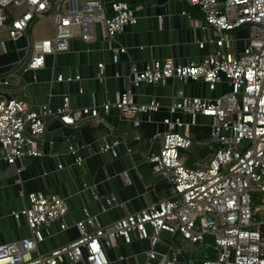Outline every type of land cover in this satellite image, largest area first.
Listing matches in <instances>:
<instances>
[{"label":"built area","instance_id":"obj_1","mask_svg":"<svg viewBox=\"0 0 264 264\" xmlns=\"http://www.w3.org/2000/svg\"><path fill=\"white\" fill-rule=\"evenodd\" d=\"M183 1L200 12L204 28L214 33L212 54L198 63L182 65L166 58L151 60L141 70L132 66L129 87L114 103L99 107L75 111L68 97L62 98L55 111L46 105L34 110L18 99L0 100V147L4 161L13 167L25 158L41 157L39 145L46 117L76 127L97 119L100 110L114 109L120 118L138 127V115L157 112L159 104H137L131 87L176 79L182 83L200 81L211 92L217 86L228 88V92L212 99L188 97L178 90L168 107L171 115H187L190 126L196 125L199 116L210 119L209 142L215 150L209 163L186 166L179 158V151H188L192 145L183 131L185 125L178 119H164L166 131L158 136V149L148 153L146 161L153 175L170 183L167 198L111 225L96 227L91 233L85 227L94 226V221L84 210L78 239L49 253L34 255L45 239L43 228L51 223H58L60 230L67 227V208L62 197L30 193L28 206L13 213L15 218L25 219L30 235L1 245L0 264H107L103 246L108 242L102 244L103 239H121L125 244L132 239L146 241L149 249L144 264H177L174 257L167 258L156 250L161 233L178 235L195 245H203L209 238L214 255L199 264H264V0ZM63 2L69 5V0H0V28L7 26L9 40L23 35L34 20L49 17L55 24L52 39L31 44L23 61L26 70L42 68L46 56L67 51L68 42L76 36L90 41L93 22L101 23L105 38L111 40L137 20L136 9L121 1L105 5L103 0H74V9L47 14ZM243 26L248 27V36L240 49V40L233 32ZM124 51L114 49L112 62L117 63L118 54ZM97 69L101 80L103 65H97ZM57 81L63 79L58 77ZM69 151L75 153L71 148ZM101 151L116 155L114 144L103 146ZM80 161L76 159L75 163L79 165ZM108 204L112 206L113 200Z\"/></svg>","mask_w":264,"mask_h":264},{"label":"crops","instance_id":"obj_2","mask_svg":"<svg viewBox=\"0 0 264 264\" xmlns=\"http://www.w3.org/2000/svg\"><path fill=\"white\" fill-rule=\"evenodd\" d=\"M110 1L125 2L136 9V23L126 25L108 40L102 24L93 22L90 41L74 37L68 42L67 51L46 56L44 66L36 71L26 70L23 61L32 43L53 38V20L49 17L34 20L14 41L7 38V26L1 27L0 100L18 99L34 110L46 105L55 111L61 106L62 98L68 97L70 108L75 111L99 107L106 102L114 103L129 87L132 66L141 70L151 60L166 58L182 65L198 63L215 50L214 33L204 28L200 12L188 7L183 0H103L105 5ZM70 8L74 9V0H69L68 6L63 2L58 9L51 8L47 14ZM200 43H203L201 48ZM239 43L241 49V40ZM118 48L125 51L119 53L117 63H113L114 49ZM99 64L103 65L101 80ZM58 77L63 81L58 82ZM68 78L72 81L66 82ZM3 81L8 84L3 85ZM178 90L185 96L202 99L228 92L224 86H217L211 92L200 81L182 83L168 79L158 85L141 84L131 87L134 101L137 104L155 101L159 109L138 115V127H133L129 119L120 118L114 109L100 110L97 119L76 127L46 117L39 145L41 157L25 158L13 167L4 161L0 147V246L29 237L25 219L15 218L13 213L28 206L30 193L62 197L67 208V227L60 230L58 223H51L43 228L45 239L34 255L49 253L78 239L84 210L94 221V226L85 227L91 233L96 227L111 225L167 198L171 193L170 183L153 175L146 161V155L158 149V136L166 131L163 120L178 119L185 125L183 131L192 141L186 151L192 158L182 156L186 166L194 167L209 160L215 150L209 142L210 119L199 116L196 125L190 126L187 115L169 113L168 107ZM112 144L115 156L101 151L103 146ZM70 148L74 154L70 153ZM76 159L81 160L79 165ZM110 199L112 206L108 204ZM103 242H108V246H103L107 264H144L149 249L146 241L132 239L125 244L121 239H103ZM156 250L167 258L174 257L177 264H199L200 260L214 255L209 243L195 245L167 233H161Z\"/></svg>","mask_w":264,"mask_h":264},{"label":"rangeland","instance_id":"obj_3","mask_svg":"<svg viewBox=\"0 0 264 264\" xmlns=\"http://www.w3.org/2000/svg\"><path fill=\"white\" fill-rule=\"evenodd\" d=\"M233 35H234L235 39H237V40H241V42H242V48H244V40H245V39L247 38V36H248V27H247V26L240 27L238 30H236V31L233 32ZM227 90H228V88H227ZM213 153H214V152H213ZM212 155H213V154H212ZM212 155L210 156L209 160L203 162L202 164H203V165H207V164L209 163L210 159L212 158ZM182 156L192 158V156L189 155L186 151H179V158H180L181 161H183ZM185 162H186V161H185ZM183 163H184V161H183ZM184 164H185V163H184ZM185 165H186V164H185ZM206 241H207V243H209L210 245H213V244H212V241H211L209 238H206Z\"/></svg>","mask_w":264,"mask_h":264}]
</instances>
